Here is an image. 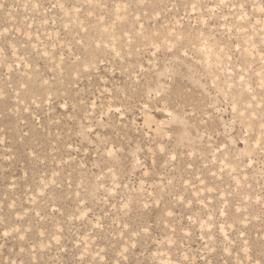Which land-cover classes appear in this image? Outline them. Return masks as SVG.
Masks as SVG:
<instances>
[{
  "label": "rangeland",
  "instance_id": "rangeland-1",
  "mask_svg": "<svg viewBox=\"0 0 264 264\" xmlns=\"http://www.w3.org/2000/svg\"><path fill=\"white\" fill-rule=\"evenodd\" d=\"M0 264H264V0H0Z\"/></svg>",
  "mask_w": 264,
  "mask_h": 264
}]
</instances>
